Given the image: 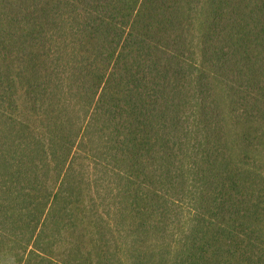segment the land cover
I'll use <instances>...</instances> for the list:
<instances>
[{
	"label": "trees",
	"instance_id": "1",
	"mask_svg": "<svg viewBox=\"0 0 264 264\" xmlns=\"http://www.w3.org/2000/svg\"><path fill=\"white\" fill-rule=\"evenodd\" d=\"M0 264H264V0H0Z\"/></svg>",
	"mask_w": 264,
	"mask_h": 264
}]
</instances>
